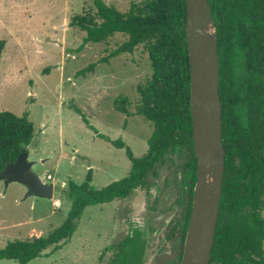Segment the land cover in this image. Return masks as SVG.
Here are the masks:
<instances>
[{
  "label": "rangeland",
  "instance_id": "1",
  "mask_svg": "<svg viewBox=\"0 0 264 264\" xmlns=\"http://www.w3.org/2000/svg\"><path fill=\"white\" fill-rule=\"evenodd\" d=\"M104 1L126 11L132 1L141 0ZM88 8L92 0H0V39L5 41L0 111L28 113L34 126L28 159L40 179L55 188L52 199L25 198L22 184L0 181V248L61 226L71 206L63 191L70 180L81 184L89 169L96 189L128 176L132 165L125 148L111 141L125 142L135 157L148 149L152 123L135 114L136 86L152 74L148 54L139 46L81 75L125 39L117 33L107 43L84 42L85 33L68 23ZM120 95L131 102L129 115L114 107ZM187 157L184 151L170 155L127 198L87 206L68 242L27 264H110L113 251L103 249L134 229L143 231L146 242L142 264H177L181 239L175 229L185 206L182 170ZM0 264L17 261L1 259Z\"/></svg>",
  "mask_w": 264,
  "mask_h": 264
},
{
  "label": "trees",
  "instance_id": "2",
  "mask_svg": "<svg viewBox=\"0 0 264 264\" xmlns=\"http://www.w3.org/2000/svg\"><path fill=\"white\" fill-rule=\"evenodd\" d=\"M217 27L220 65L219 95L222 113V140L225 171L211 264H264V0H208ZM187 7L185 0L132 1L120 11L104 0H92V8L74 14L69 26L85 33L84 42L107 43L115 34L125 39L105 55L91 62L81 75L94 72L98 63L132 54L143 46L152 74L136 86L135 114L152 123L148 149L135 157L123 141L107 140L125 148L131 171L123 179L96 189L91 185L92 169L77 184L70 180L64 195L71 206L64 222L46 236L15 239L0 248V260L27 264L46 256L54 246L60 249L75 232L84 209L89 205L127 198L145 185L150 171L172 154L187 152L182 170L185 206L177 230L181 239V263L189 224L197 158L193 152L190 111V62L186 43ZM5 41L0 39V59ZM131 102L120 95L114 107L130 114ZM75 110L80 113L78 108ZM83 121L88 124L86 118ZM28 113L16 115L0 111V170L28 152L33 138ZM174 233V230H173ZM145 239L134 229L118 243L106 246L113 251L110 264H142Z\"/></svg>",
  "mask_w": 264,
  "mask_h": 264
},
{
  "label": "water",
  "instance_id": "3",
  "mask_svg": "<svg viewBox=\"0 0 264 264\" xmlns=\"http://www.w3.org/2000/svg\"><path fill=\"white\" fill-rule=\"evenodd\" d=\"M186 43L191 80L193 152L197 158L192 209L180 264H211L225 171L217 27L208 0H185ZM0 181L26 188L25 198L52 199L54 186L33 170L28 152L0 170Z\"/></svg>",
  "mask_w": 264,
  "mask_h": 264
},
{
  "label": "built area",
  "instance_id": "4",
  "mask_svg": "<svg viewBox=\"0 0 264 264\" xmlns=\"http://www.w3.org/2000/svg\"><path fill=\"white\" fill-rule=\"evenodd\" d=\"M47 178H50V176L48 175Z\"/></svg>",
  "mask_w": 264,
  "mask_h": 264
}]
</instances>
